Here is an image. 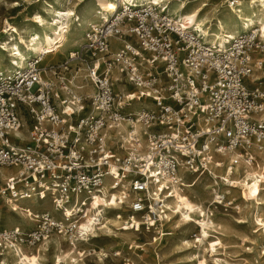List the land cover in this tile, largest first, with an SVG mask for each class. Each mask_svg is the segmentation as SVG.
<instances>
[{"label": "built area", "instance_id": "2783aa9c", "mask_svg": "<svg viewBox=\"0 0 264 264\" xmlns=\"http://www.w3.org/2000/svg\"><path fill=\"white\" fill-rule=\"evenodd\" d=\"M82 47L56 65H41L44 54L23 69L0 63V167L15 169L1 180L0 198L52 203V210L22 208L32 227H0V264L9 250L39 252L42 244L49 253L58 237L82 260L93 256L88 241L108 237L101 230L112 214L123 230L162 240L187 174L193 184L259 157L264 79L253 73L264 72V41L257 31L216 46L183 29L166 7L122 5L90 28ZM87 50L83 78L92 91L74 93L63 72ZM58 86L73 100L60 99ZM233 203L218 189L207 212ZM81 244H90L89 256L80 255Z\"/></svg>", "mask_w": 264, "mask_h": 264}, {"label": "bare ground", "instance_id": "6f19581e", "mask_svg": "<svg viewBox=\"0 0 264 264\" xmlns=\"http://www.w3.org/2000/svg\"><path fill=\"white\" fill-rule=\"evenodd\" d=\"M235 1L237 2L236 5L229 6L231 0H220L218 5L210 0H55L54 3L44 5L46 15L50 16L49 19L40 13L37 14L35 22L41 28L40 30H30L29 26L14 28L16 33H9L8 37L0 42V63L8 59L11 68L23 69L33 56L44 54L41 65H56L64 58H68L69 54H73L77 46L81 48L77 50H83L85 34L90 28L101 24L105 19L108 20L122 5H146L159 10L166 7L174 18H179L183 29L205 36L206 41L216 46H224L230 38H236L250 30L257 31L261 40L264 41V0ZM83 3H86V5L93 4L94 11L91 16L86 17L87 14L85 16L83 13H78V7ZM99 14L100 21L98 20ZM76 21L77 23H75ZM2 36H0V40ZM55 43H59L60 48L55 49ZM75 61L76 59L72 63ZM70 71L64 74V77L66 85L72 88L74 93L85 92V90L90 92L92 90L91 85L82 80L84 74L80 75L81 68L72 75ZM113 72L118 75V70H113ZM260 72L262 71L254 72L253 78L262 77L264 72ZM129 87L130 84L122 86L123 89ZM57 92L62 94L60 99H67L69 102L73 100V97L69 96L59 86ZM69 102L67 106H70ZM20 135L25 136L22 132H20ZM256 153L259 157H257L254 164L216 168L213 170L211 178L218 185L240 190L239 194L241 196L250 199L255 204V211L252 213L253 222L264 227V212H260L263 204L264 142L261 144V149L256 150ZM0 176L2 179L7 176L6 170L1 167ZM219 177L221 179H218ZM208 188L210 186H206L205 189ZM175 195L173 209L176 210L175 213L178 218L174 219L172 217L173 221L171 222V218L170 222L175 227L193 226L198 231L196 239H181L180 243L185 247L195 244L198 248L210 249L211 256H215L218 253V248L213 244L215 233L223 231L224 226L207 212L208 205L205 197L195 196L186 191L180 192L177 188H175ZM103 201L104 199L98 198L96 204ZM209 202L211 201L208 200V204ZM8 205L21 214L26 224H32L31 219L27 217L22 208L15 205V202ZM24 221L22 223L11 218L8 226H22L21 224H25ZM82 227L88 230L91 226L89 222H85ZM101 232L106 234L105 236L112 235L116 239H124V234H134L132 231L123 230L120 227V220L115 214L107 216ZM262 232H264V229ZM61 238L58 237L54 240L57 248L60 246ZM45 247L40 244L38 247L39 252H34L32 249H28L29 252H26L24 248L20 249L22 252L20 250L18 252L9 250L6 252L4 264H41V258L46 255L44 253ZM86 252L87 250H82L79 253L84 255ZM73 253L70 249L66 251L60 249L53 257V264H81ZM100 253L102 255L106 254L104 250ZM198 263L206 264L204 256Z\"/></svg>", "mask_w": 264, "mask_h": 264}, {"label": "rangeland", "instance_id": "374dc122", "mask_svg": "<svg viewBox=\"0 0 264 264\" xmlns=\"http://www.w3.org/2000/svg\"><path fill=\"white\" fill-rule=\"evenodd\" d=\"M210 1L215 5H218L220 2V0ZM54 2L55 0H0V36L3 35L0 42L4 41L9 33L15 34L16 31L14 28L29 26L30 30H40L41 28L37 26L35 18L40 13L49 19L50 16L46 15L44 5ZM78 8V13H83L85 16L87 14L86 17L91 16L94 11L92 3L88 5L83 3ZM98 20L100 21V14L98 15ZM203 38L206 39L205 36ZM113 46L115 49L118 47L117 41H113ZM79 48L80 46H77L76 50ZM90 56L91 51H85L84 58L74 62L73 67L70 68L71 75L75 74V71L80 70V68V75L82 73L86 74V61L90 59ZM4 63L9 66L8 59ZM67 72H63V74ZM261 78L264 79V75ZM127 89L124 88L123 90L125 91ZM141 105L142 102H138L131 109H139ZM3 169L6 170L7 175L15 172L14 168ZM186 178L188 181H186L187 187L184 191L195 196L205 197L208 206V200H212L214 192L218 189L224 191L228 198L234 202L228 207H211V216L224 226L223 231L215 233L213 244L218 248V253L215 256H211L210 249L198 248L195 244L185 247L180 243L181 239H196L198 237V231L193 226L175 227L171 223L173 218H178L175 215L167 225L168 230L172 231L171 235L165 236L162 240L154 241L153 233L140 234L132 230L130 231L134 234H124V239H116L112 235L101 237L94 240V242L88 241L95 250L93 256L86 254L84 256L89 257L82 260V258H79L74 253L78 261L81 264H199L198 261L204 256L206 264H264V232H262L264 227L253 222L252 213L255 211V204L250 199L241 196L239 194L240 190H233L232 188L229 189V187L216 184L209 175L199 177L193 184L189 181L192 178L191 174H187ZM206 186H210V188L205 189ZM262 203L260 212H264V186L262 188ZM15 205L20 208H27L29 206L30 210L33 209L34 211L52 210V203H50L49 199L45 201L28 200L20 203L15 202ZM22 213L24 212L22 211ZM11 218L19 220L22 223L24 221L21 214L12 212L2 198H0V227H13L14 225L8 226L10 225ZM24 223L21 224L23 227H32L33 225V222L32 224H26L24 221ZM89 245L81 244L80 251H88V248H90ZM129 246L132 247V250L128 248ZM63 247L65 250L61 246L57 248L54 243L51 251L41 258V264H53L55 253L59 252L60 249L63 251L70 249L66 245ZM102 250L111 253L108 258L103 257L100 253ZM111 251H118L121 255L114 256Z\"/></svg>", "mask_w": 264, "mask_h": 264}, {"label": "crops", "instance_id": "0c3cea01", "mask_svg": "<svg viewBox=\"0 0 264 264\" xmlns=\"http://www.w3.org/2000/svg\"><path fill=\"white\" fill-rule=\"evenodd\" d=\"M69 75V74H68ZM83 90H84V88H82ZM85 92H86V90H85ZM60 96H62V94H60ZM23 133V132H22ZM24 134V133H23Z\"/></svg>", "mask_w": 264, "mask_h": 264}]
</instances>
